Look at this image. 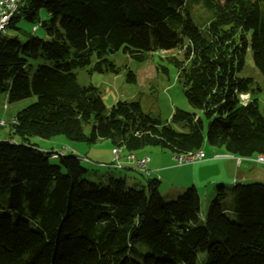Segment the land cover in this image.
Returning a JSON list of instances; mask_svg holds the SVG:
<instances>
[{
    "label": "trees",
    "instance_id": "trees-1",
    "mask_svg": "<svg viewBox=\"0 0 264 264\" xmlns=\"http://www.w3.org/2000/svg\"><path fill=\"white\" fill-rule=\"evenodd\" d=\"M41 9L50 16L40 23L46 39L22 44L0 35V95L11 104L36 98L0 140V191L9 189L0 264H264L263 184L236 185L229 209L218 187L201 216L194 187L165 202L158 179L141 190L110 175L90 182L79 157L31 142L63 136L106 140L130 155L153 146L185 156L209 145L237 159L264 156L254 81L239 77L250 52L264 78V0H21L6 31L22 17L34 22ZM172 47L181 57L160 55ZM119 50L137 62L156 54L172 66L198 114L176 109L162 123L137 103L107 114L98 90L81 87L74 71L94 60L92 71L117 75L109 56ZM143 239L145 254L136 247Z\"/></svg>",
    "mask_w": 264,
    "mask_h": 264
},
{
    "label": "rangeland",
    "instance_id": "rangeland-1",
    "mask_svg": "<svg viewBox=\"0 0 264 264\" xmlns=\"http://www.w3.org/2000/svg\"><path fill=\"white\" fill-rule=\"evenodd\" d=\"M193 6L194 8H198L200 4L195 2ZM37 16L38 18L34 22L22 17L16 23V28L7 29L4 35L9 39L16 38L22 44H25L31 36L46 39L45 29L41 27L40 23L48 21L50 16L44 9L39 10ZM194 21L198 26L201 24L197 16L194 17ZM34 26L38 27L36 33H32ZM160 55H176L181 57L176 47L167 49L161 52ZM109 60L121 70L119 74H99L92 71L94 60L90 66L74 71L77 83L81 87L92 86L98 90L107 114L115 105H128L131 103L139 104L143 113L158 118L162 123L169 122L172 113L176 109L191 114H198L184 98L175 69L164 61H161L158 55L153 54L148 56L145 61L137 62L123 53L122 50H119L114 54H110ZM162 68H166L167 72H162ZM129 72L134 76V82L128 79ZM239 77L253 79V89L255 91L252 93V97L257 99L259 110L264 116V78L255 69L250 52L247 54L245 67L239 73ZM257 88L260 91L256 90ZM35 102L36 98L31 97L11 104L8 102L5 94L0 95V120L5 122V126L0 127V137L5 136L8 139L10 136L11 118ZM86 133L88 134V130ZM31 140H40V143H46L54 149L51 151L54 153H61V151L63 153L72 152L74 156L79 157L81 166L88 171L85 179L90 182H96V175L99 176L98 178L110 175L115 179H125L128 185L130 180L134 179L145 186L147 180L158 177L161 183L159 192L165 202L173 201L186 189L195 186L194 188L200 197L201 216L206 214L212 201H214L218 187H224L227 194V198L221 204L225 209L231 207L233 202L229 194L236 186L234 179L245 178L244 184L257 183L264 185V163L241 161V164L237 167V163L240 160L233 156L220 155L221 153L225 154V152L222 149H215L209 145H204L203 147L206 156L205 160L183 165H179L175 155H171L160 147L147 146L142 150L134 152L135 155H138L137 158L149 157V163L142 171L137 168L136 163L134 164L136 165L135 167L132 165L130 168L125 166L126 161H122V165H120L119 160H116L118 156L116 157L111 154L112 147L106 140L90 145L87 143L70 142L63 136H57L49 140L40 138H32ZM65 144L72 145L73 148L71 150L62 148ZM74 148L77 150H74ZM226 157H229L231 160L227 161ZM84 159L88 160L85 161ZM114 164H116L114 168H111L110 165ZM152 167H155V170H152ZM169 169H172V171H168ZM147 171H150V176L146 173ZM225 179L228 180L226 181ZM218 180L224 182L219 185L215 184L214 182ZM191 181L195 182L194 186L190 184ZM181 184H184V186L190 185L183 189L176 188ZM128 187L136 190L142 189L140 186ZM8 200L9 189L1 190L0 215L8 213ZM226 215L230 220H236L235 215L230 211H227ZM136 247L137 250H140L141 254L146 253L147 249L144 239L140 240ZM135 259L138 260V258Z\"/></svg>",
    "mask_w": 264,
    "mask_h": 264
},
{
    "label": "crops",
    "instance_id": "crops-1",
    "mask_svg": "<svg viewBox=\"0 0 264 264\" xmlns=\"http://www.w3.org/2000/svg\"><path fill=\"white\" fill-rule=\"evenodd\" d=\"M33 29H34V27L32 28V33H33ZM38 30V29H37ZM37 30L34 32V33H36L37 32ZM14 118L15 117H12L11 118V123H12V121L14 120ZM0 122H1V120H0ZM4 126H5V122H4ZM36 139H39V138H36ZM41 139V138H40ZM0 140H8L7 139V137H5V136H1L0 137ZM12 142L13 143H17L18 142V140L17 139H14V140H12ZM31 142L33 143V144H35V145H37L38 146V148L41 150V151H43V152H50V151H52V150H54L53 148H51L49 145H47L46 143H40V140H35V141H33V140H31ZM62 148H65V149H70L71 150V148H73L72 147V145H68V144H65V146L64 147H62ZM45 150H48V151H45ZM74 150H77L76 148H74ZM69 151V150H68ZM61 153H63V151H61ZM71 154H73L72 152H70ZM205 153V152H204ZM64 154H66L65 152H64ZM67 154H69V152H67ZM111 154H113V153H111ZM130 154H128L127 152H124L123 153V151H120L119 150V155H118V158L116 159V160H119V164L120 165H122V161L123 162H125L126 161V165L125 166H128L129 168L130 167H132V165H134L135 164V162H129L128 161V156H129ZM134 156H135V158L136 159H142V158H137L138 157V155H135V154H133ZM220 155H223V156H229V155H227L226 153L225 154H220ZM114 156V155H113ZM145 158H148V160H149V157H145ZM226 159H227V161H229V160H231V159H229V157H226ZM241 161H246V160H244V159H241L240 160V162L239 163H237V167H239V165L241 164ZM149 163V161L147 162V164ZM111 164V163H110ZM146 164V165H147ZM114 165H116V164H114ZM113 165V166H114ZM111 166V168H113L112 167V165H110ZM119 166V165H118ZM136 165H134V167H135ZM155 167H152V170H155L154 169ZM120 170H122V169H120ZM131 171V170H130ZM151 171V170H150ZM150 171H148V176H150ZM168 171H172V169H169ZM97 176V175H96ZM106 176V175H105ZM127 178V177H126ZM156 179H158V177H155ZM226 181L228 180V179H225ZM245 180V178H240V179H237V180H235L234 179V182H235V184L236 185H242V184H244L243 183V181ZM126 181V180H125ZM222 182H224V181H216V182H214L215 184L217 183L218 185L219 184H221ZM126 183H127V181H126ZM190 184H192L193 186L195 185V182L194 181H191V183ZM189 184V185H190ZM127 185H128V183H127ZM189 185H187V186H189ZM129 186H142V183L141 182H137V180H134V179H131L130 180V183H129ZM187 186H184V184H181L179 187H176V188H178V189H183V188H186ZM195 187V186H194ZM173 190H174V188H173ZM175 192V191H174ZM170 194V193H169ZM173 194V193H172Z\"/></svg>",
    "mask_w": 264,
    "mask_h": 264
},
{
    "label": "built area",
    "instance_id": "built-area-1",
    "mask_svg": "<svg viewBox=\"0 0 264 264\" xmlns=\"http://www.w3.org/2000/svg\"><path fill=\"white\" fill-rule=\"evenodd\" d=\"M21 4V0H0V34H4L6 31L5 20L8 17H13ZM37 26L34 27V32ZM244 97H242V100ZM206 159V156L203 152V156L201 158L196 159L195 161H178L179 165L190 164L195 162H200ZM129 162H135L137 168L140 170H144L146 167L147 159L142 158L140 160H136L135 158L128 159ZM148 174V171L146 172Z\"/></svg>",
    "mask_w": 264,
    "mask_h": 264
},
{
    "label": "bare ground",
    "instance_id": "bare-ground-1",
    "mask_svg": "<svg viewBox=\"0 0 264 264\" xmlns=\"http://www.w3.org/2000/svg\"><path fill=\"white\" fill-rule=\"evenodd\" d=\"M12 17H8L6 20H5V27H7V25L9 24L10 20H11ZM38 29V27L35 29V31ZM33 32H34V29H33ZM1 35V34H0ZM6 109V107H5ZM14 121V120H13ZM12 121V122H13ZM4 126V121H1L0 122V127H3ZM112 153L113 155H115L116 157L119 155V150L118 149H113L112 150ZM201 156H203V151H199L195 154H189V155H185V156H176V159L178 161H195L196 159H199L201 158ZM128 159H132V158H135V156L133 155H129L127 157ZM147 159V162L149 161L148 158H145ZM254 159V160H253ZM85 161H87L88 159H84ZM246 161H254L256 163H260V164H263L264 163V156H258V157H254V158H251V159H244ZM240 162V161H239ZM238 162V163H239ZM147 164V163H146ZM149 174V173H148Z\"/></svg>",
    "mask_w": 264,
    "mask_h": 264
},
{
    "label": "water",
    "instance_id": "water-1",
    "mask_svg": "<svg viewBox=\"0 0 264 264\" xmlns=\"http://www.w3.org/2000/svg\"><path fill=\"white\" fill-rule=\"evenodd\" d=\"M244 100H247L248 99V96H244V98H243Z\"/></svg>",
    "mask_w": 264,
    "mask_h": 264
}]
</instances>
